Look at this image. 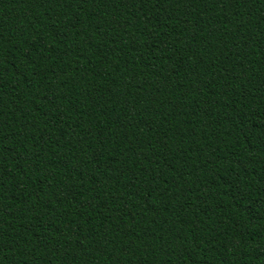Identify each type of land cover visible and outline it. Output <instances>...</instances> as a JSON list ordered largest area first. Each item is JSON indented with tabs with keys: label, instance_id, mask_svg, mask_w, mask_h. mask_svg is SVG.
I'll return each instance as SVG.
<instances>
[{
	"label": "trees",
	"instance_id": "trees-1",
	"mask_svg": "<svg viewBox=\"0 0 264 264\" xmlns=\"http://www.w3.org/2000/svg\"><path fill=\"white\" fill-rule=\"evenodd\" d=\"M0 264H264V0H0Z\"/></svg>",
	"mask_w": 264,
	"mask_h": 264
}]
</instances>
